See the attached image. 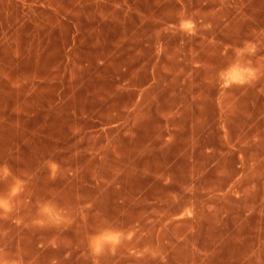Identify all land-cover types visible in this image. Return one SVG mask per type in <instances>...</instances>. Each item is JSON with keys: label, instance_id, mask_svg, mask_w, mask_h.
Listing matches in <instances>:
<instances>
[{"label": "rangeland", "instance_id": "rangeland-1", "mask_svg": "<svg viewBox=\"0 0 264 264\" xmlns=\"http://www.w3.org/2000/svg\"><path fill=\"white\" fill-rule=\"evenodd\" d=\"M175 1L181 6L176 12L185 15L184 3ZM224 1L240 3L243 16L255 17V24L243 20V41L264 30V0ZM171 12L175 7L171 10L163 2V19ZM152 16L147 7L146 23L129 26V57L121 39L113 49L107 40L93 57L83 56L80 77L65 58L60 84L66 87L50 90L48 109L35 110L32 119L4 122L9 126L0 122V163L33 177L15 212L0 219V248L9 257L22 255L25 264H51L53 259L57 264H93L87 236L110 221L135 236L114 254H105L100 264H185L191 259L184 246H167L171 234L184 236L182 230L170 232L167 227L186 224L187 217L193 222L203 193L200 179L218 175L187 169L185 156L177 159L192 144L186 124L193 118V106L176 104L185 98L180 85L186 77L180 74L175 44L179 40L184 44L185 35H176L177 24H163L161 35H155ZM260 54L264 55V45ZM218 106L223 137L234 149L236 142L229 139L225 125L228 106L224 101ZM258 156L250 153L249 159H264ZM48 158L60 165L55 179L43 164ZM173 160L179 161L170 167ZM241 161L243 154L237 158L227 152L220 170L227 174L221 176L251 172L264 177V167L246 170ZM218 182L222 186L224 181ZM9 184L11 180L0 183V191ZM229 187L240 194L236 186ZM47 197L68 208L82 203L92 207L83 220L77 216L66 227L38 229L31 224L35 202ZM145 247L158 250L163 261L137 255ZM250 256L245 264H264V247Z\"/></svg>", "mask_w": 264, "mask_h": 264}, {"label": "crops", "instance_id": "crops-1", "mask_svg": "<svg viewBox=\"0 0 264 264\" xmlns=\"http://www.w3.org/2000/svg\"><path fill=\"white\" fill-rule=\"evenodd\" d=\"M181 1L185 15L176 12L181 6L175 0H0V122L9 126L4 122L32 119L35 110L48 109L50 90L66 87L60 84L65 58L80 77L83 56L93 57L107 40L113 49L121 39L129 57V26L146 23L147 7L153 10L149 22L157 26L155 35H161L163 24L194 19L195 35L176 30L177 36L185 35L184 44L180 40L175 44V55L180 74L186 77L180 85L185 98L176 104L193 106V118L186 124L192 144L177 159L185 156L187 169L218 176L200 179L203 193L193 222L187 217L186 224L168 226L170 232L180 229L184 236L171 234L165 243L189 251L191 259L185 264H245L254 250L264 247V177L251 172L222 177L227 173L220 171L221 158L227 152L237 158L243 154L244 169L264 167V159H249L250 153L264 158V94L256 88H237L224 100L228 106L225 125L229 139L236 142L229 149L220 125L216 73L231 59L229 46L243 42V20L249 24L256 20L242 15L240 3ZM163 2L171 10L175 7L164 19L160 15ZM260 83L264 85V80ZM178 161L173 160L170 167ZM218 181H224L222 186H217ZM233 185L239 195L230 190Z\"/></svg>", "mask_w": 264, "mask_h": 264}, {"label": "clouds", "instance_id": "clouds-1", "mask_svg": "<svg viewBox=\"0 0 264 264\" xmlns=\"http://www.w3.org/2000/svg\"><path fill=\"white\" fill-rule=\"evenodd\" d=\"M180 31L189 36L195 35L198 30L196 21L190 17L180 18L178 21ZM264 30H260L255 36L244 40L237 46H229L231 59L216 73L218 86L217 103L222 104L233 89L256 88L264 94V55H261V47L264 45ZM50 176L55 179L60 171V165L52 158L43 162ZM33 177L27 173L16 174L7 162L0 163V183L11 180L6 191H0V219L13 214L18 205L22 203L21 197L26 192L28 184ZM90 203H82L77 208H68L61 205L56 199L47 197L35 202V213L31 220L33 227L38 229L63 228L74 222L79 216L85 218ZM135 233L130 230L116 227L110 221H105L87 236V250L93 257V264H100V259L107 253H115L125 242L133 240ZM137 255L143 257L150 255L153 259L159 257L163 261L161 253L151 247H145ZM0 264H25L24 257H9L5 250L0 248ZM51 264H57L53 259Z\"/></svg>", "mask_w": 264, "mask_h": 264}]
</instances>
